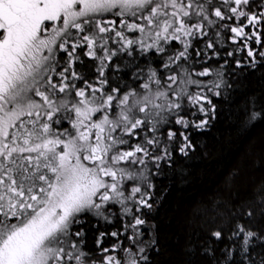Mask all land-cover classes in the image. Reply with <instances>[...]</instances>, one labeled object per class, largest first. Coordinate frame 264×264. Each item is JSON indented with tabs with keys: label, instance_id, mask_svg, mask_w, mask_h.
Segmentation results:
<instances>
[{
	"label": "snow or ice",
	"instance_id": "1",
	"mask_svg": "<svg viewBox=\"0 0 264 264\" xmlns=\"http://www.w3.org/2000/svg\"><path fill=\"white\" fill-rule=\"evenodd\" d=\"M256 72L264 0H0V264H152L158 178ZM197 217L181 264H264V181Z\"/></svg>",
	"mask_w": 264,
	"mask_h": 264
},
{
	"label": "trees",
	"instance_id": "2",
	"mask_svg": "<svg viewBox=\"0 0 264 264\" xmlns=\"http://www.w3.org/2000/svg\"><path fill=\"white\" fill-rule=\"evenodd\" d=\"M235 47L227 42V49ZM243 55L246 56V52ZM235 83L238 90L231 107L223 98L212 97L218 106V118L206 131L193 135L194 152L186 158L177 156V167L185 174L183 182L172 170L157 180L156 203L147 214L149 225L155 226L159 245V252L150 253L152 264H181V250L189 236L193 237V243L196 233L200 240L206 238V233L193 224L203 206L214 199H231L233 204L239 203L250 197L255 186L264 181V119L250 127L241 125L236 107L244 96L264 90V80H261V73L256 72L241 76ZM99 227L103 229L104 226ZM108 227L112 229V226ZM94 231L89 229L88 243L92 248H95ZM112 240L109 235L104 237L103 243L110 246ZM219 243L223 246L228 241Z\"/></svg>",
	"mask_w": 264,
	"mask_h": 264
},
{
	"label": "rangeland",
	"instance_id": "3",
	"mask_svg": "<svg viewBox=\"0 0 264 264\" xmlns=\"http://www.w3.org/2000/svg\"><path fill=\"white\" fill-rule=\"evenodd\" d=\"M147 236V235H146ZM125 244H127V242L125 241Z\"/></svg>",
	"mask_w": 264,
	"mask_h": 264
}]
</instances>
